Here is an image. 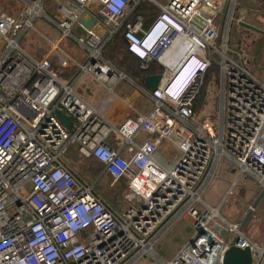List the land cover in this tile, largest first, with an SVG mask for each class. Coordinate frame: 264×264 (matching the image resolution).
<instances>
[{
    "label": "built area",
    "instance_id": "1",
    "mask_svg": "<svg viewBox=\"0 0 264 264\" xmlns=\"http://www.w3.org/2000/svg\"><path fill=\"white\" fill-rule=\"evenodd\" d=\"M20 1L17 13L0 6V264H138L143 257L221 264L235 238L238 248H250L253 264H264V245L239 232V224L224 221V230L216 222L219 207L200 198L221 157L237 179L250 177L264 188V81L227 40L238 0H49L56 21L43 12L45 0ZM143 1L157 10L147 26L141 15L131 20ZM39 16L55 24L60 40L35 58L19 42ZM82 18L94 24L87 28ZM121 30L142 69L157 62L166 81L150 91L149 114L114 128L73 86L87 74L112 93L126 79L103 56ZM63 39L84 51L82 62L57 52ZM53 58L64 70L75 66L69 81ZM212 66L220 79V114L198 123L193 101ZM58 112L71 117L72 131ZM141 134L149 138L138 143ZM113 135L122 148L110 145ZM159 142L178 151L169 166L157 158ZM72 147L79 158L101 164L113 183L126 181L122 212L73 168L67 158ZM184 216L191 220L190 240L172 259L158 258L157 238Z\"/></svg>",
    "mask_w": 264,
    "mask_h": 264
},
{
    "label": "rangeland",
    "instance_id": "2",
    "mask_svg": "<svg viewBox=\"0 0 264 264\" xmlns=\"http://www.w3.org/2000/svg\"><path fill=\"white\" fill-rule=\"evenodd\" d=\"M233 3V2H232ZM235 3V7L236 4ZM145 1L142 2V6L145 5ZM231 5V2H230ZM0 6L5 9L8 13H17L24 6L20 0H0ZM52 3H45V13L50 16L55 21L57 20V16L54 14L52 8ZM237 11V8L234 9V13ZM233 19L229 23V31H235L237 26L236 20L238 19L236 15L233 14ZM226 20V19H225ZM225 24V21H224ZM228 31L227 40L229 47L233 45V39L231 33ZM232 31V32H233ZM235 39L240 38L234 36ZM57 39L60 40V32L56 28L55 24L48 21L46 17L39 16L34 19L33 27L25 34V36L20 40L19 46L25 51L29 52L33 55H42V49L48 47L49 40ZM51 45V44H50ZM2 44L0 43V52L2 51ZM118 46L117 48H119ZM68 48H72L76 53H79L80 56L85 57L84 51L80 50L76 43H74L71 39H63L58 46L57 52L61 55H68L66 50ZM234 48H236L234 46ZM122 49V47H121ZM237 49V48H236ZM239 50V49H238ZM114 51H117L116 49ZM240 53L243 55L244 60V52ZM42 53V54H40ZM84 59V58H83ZM115 61V60H114ZM113 62V61H112ZM245 62V60H244ZM114 63V62H113ZM115 64V63H114ZM116 65V64H115ZM117 66V65H116ZM119 71L125 72L122 69ZM250 70V66H248ZM73 76V75H72ZM260 78V77H259ZM65 81L68 78H62ZM84 77L81 76L80 79L74 84L73 89L79 98H81L86 103H92L94 98L99 97L100 99L104 92L98 93L96 92L95 87L99 86L98 84H87ZM264 79V78H260ZM126 84L125 82H123ZM207 90H206V98L205 104L203 108L196 113L195 121L200 123L205 117H210L212 120H217L220 114V79L214 74H211L207 80ZM89 87L90 91L88 93L87 88ZM100 87V86H99ZM116 91V90H115ZM103 100L107 98H112L113 93H107ZM92 95V96H91ZM56 117L61 125L67 130L72 131L73 129V120L70 116H68L65 112L56 113ZM164 143V142H163ZM162 151L160 148L158 149L159 159L166 165H170L174 158L178 155V151L175 147L170 145L168 142ZM75 150V149H74ZM72 150L70 155H68V160L74 169L78 172V174L84 178V180L88 182H94L97 177L100 176L99 181L95 182V189L99 192L109 203L116 206L121 210V207H125L127 202L125 201V195L128 193V190L121 183H113L112 180L102 172V165L99 164L93 158H79L77 155V151ZM232 164L225 157H221L218 160L217 166L214 170L213 177L209 180L206 187L204 188L202 194L200 195L201 201L207 202L212 206H220V216L223 218H217L216 222L220 223L224 230L227 229L226 222H234L238 221V224L244 217V214L247 212L254 199L258 195V193L262 190V187L258 185L252 178L250 177H241L237 179V173L227 172L225 171L227 167H231ZM101 179V180H100ZM237 180L236 187L232 188L230 194H228V190L231 187L232 182ZM232 194V195H231ZM259 204L251 213L249 220L247 222V229L245 227L244 235L253 243H264V210L258 209ZM238 217V218H237ZM233 238V236L231 235ZM151 260H156L154 257H146Z\"/></svg>",
    "mask_w": 264,
    "mask_h": 264
},
{
    "label": "crops",
    "instance_id": "3",
    "mask_svg": "<svg viewBox=\"0 0 264 264\" xmlns=\"http://www.w3.org/2000/svg\"><path fill=\"white\" fill-rule=\"evenodd\" d=\"M47 2H49L50 4L52 3L49 0L44 1L43 6H42L44 13H45V3H47ZM237 2L238 3L236 4V7H235V8H237V11L234 13V15H236V17L238 18L236 20L237 26H238V28H236V31H237L238 36H240V38H237V39L232 38L234 40L233 45L237 48V50L238 49L241 51L243 50L242 53L244 52L243 54H244V60H245L246 67L248 68V66H250V68L252 70H250L249 68L248 69L251 72L253 71L255 73L254 74L252 72L254 75H256L260 78H264V34H260L258 32L249 30L243 26H240V24H239L240 22L248 24V25H250V26H252V27H254V28H256V29H258L264 33V0H238ZM53 7L54 6L52 4V8ZM52 10H53L54 14L57 16L56 19L59 20V16L56 13L55 9H52ZM135 17L134 16L131 17V20H133ZM150 21H151V18H149V17L144 18V21H143L144 26H147L150 23ZM56 40L57 39L49 40L50 42H49L48 47L46 46L45 50H44V48L42 49L43 54L40 53L42 55L36 56V55L30 54L29 52H27V53L30 54L31 56L35 57V58H41L42 56H44L49 51L50 44H52ZM234 46H231V48H234ZM66 53L68 54L67 55L68 57L76 60L77 63H80L83 61L84 55H83V57L80 56L79 53H76L72 48L71 49L68 48L66 50ZM134 59H136V58L130 54L128 64L132 66V63H134ZM53 66L58 71L61 78L66 77V78H68L67 80L71 79L72 75H74L76 73L75 66H72V68L69 67L66 70L62 69L59 66L56 58H53ZM126 66H127V63H126ZM139 68L142 69L140 61H139ZM148 68H151L152 72L146 73L144 75V77L146 75H150V74H162V72H163V68L157 62H151L149 64ZM142 70H144V69H142ZM124 74L126 76V79L119 81L113 87L112 93L114 95L110 99L107 98L105 100V102H103V100L106 96H108L107 93H109L107 87L104 86L103 84H100V83L94 81L93 78L87 74L81 75L84 77L83 80H85V83L91 84V85H93L95 83V84H98L100 86V87L99 86L95 87L96 92L101 93V92H104V89H105L106 94H103V96L100 99H98L99 97H97V98L93 99L92 103H86V102L85 103L91 107H94L96 109V111L109 124H111L114 128H118L120 126V124L125 119H129V118L135 119L139 115L149 114L153 108V100L149 96V93L151 90H149L143 86L144 77L141 78V74H139L137 72L130 74L129 72L125 71ZM80 77L78 78V80L80 79ZM165 81H166V76L162 75V80H161L160 85L164 84ZM263 81H264V79H263ZM123 82H125L126 84H124ZM87 91L89 93V91H90L89 87L87 88ZM147 138H149L148 135L141 134L137 138V141H138V143H142ZM109 143L115 149L122 148V141L118 140L115 135L111 136ZM163 144L165 145L166 143L159 142V148L161 151L163 149H165L164 148L165 146H163ZM72 150L76 151V147L70 148L68 155L73 153V152H71ZM68 155H67V158H68ZM157 158H158V160H160L159 159V153L157 155ZM166 166H169V165H166ZM225 171L231 172V173L236 172L234 170L233 166L227 167ZM102 172H104V171L102 170ZM104 174H106V173L104 172ZM106 175L108 176V174H106ZM99 178H100V176L97 177L95 179V181L91 182V183H95V182H97V180L99 181ZM122 185L125 186V188H126V181L125 180H121V187H122ZM228 192H229V190H228ZM204 203L210 207H213V208L219 207V215H220V206H212V205L208 204L207 202H204ZM109 204L121 212L126 208V206L121 207V210H120L116 206H114L113 204H111V203H109ZM258 204H259L258 209L261 208V210H264V196L259 200ZM245 214H244V216H245ZM220 218H222V217L220 216ZM242 220H241V222H242ZM248 221H250V220L248 219L247 222ZM247 222H246V224H247ZM229 223L238 224V221L235 220L234 222H229ZM240 223H239V225H240ZM246 224L244 226L243 233H244L245 227L247 226ZM246 229H247V227H246ZM192 234H193V229H192V225H191V220L187 216H184V217H181V218L175 220L169 226V228H167L157 238V241L153 247L155 255L158 258L163 259V260L172 259L174 257V255L179 251V249L190 240ZM258 245H264V243H261ZM138 264H160V261L157 259L151 260L150 258L143 257V258H140L138 260Z\"/></svg>",
    "mask_w": 264,
    "mask_h": 264
},
{
    "label": "trees",
    "instance_id": "4",
    "mask_svg": "<svg viewBox=\"0 0 264 264\" xmlns=\"http://www.w3.org/2000/svg\"><path fill=\"white\" fill-rule=\"evenodd\" d=\"M145 3L146 4L142 6V2H141L140 6L133 13L134 17L137 15H141L143 16V18H147V17L152 18L156 14V11H157L156 8L148 2H145ZM232 31H229L231 33L232 38H234V36L237 37V31L236 30L233 32ZM118 46L120 47L117 48ZM115 49L117 51H114ZM103 56L110 63H112L115 67H118L120 70L122 69L123 71L129 72L130 74L137 72L141 74V78H143L146 73L152 72L151 68H147L146 70L140 69L138 59H134V63H132V66L128 64L130 54L126 50V42L124 40L122 30L104 47ZM126 63H127V66H126ZM211 74H214L215 76L218 75V68L216 66L210 67L208 71L206 72L203 85L197 97L193 101V111L195 113H198L205 104L206 90H207L206 80Z\"/></svg>",
    "mask_w": 264,
    "mask_h": 264
},
{
    "label": "water",
    "instance_id": "5",
    "mask_svg": "<svg viewBox=\"0 0 264 264\" xmlns=\"http://www.w3.org/2000/svg\"><path fill=\"white\" fill-rule=\"evenodd\" d=\"M81 23L89 28L91 27L94 22L91 20H85L84 18L81 19ZM240 26H243L249 30L258 32L260 34H264L262 31L248 25L245 23L240 22ZM77 33L84 34L83 30L81 28H77ZM162 80L161 74H150L146 75L143 79V86L151 91H155L160 86ZM264 196V188L260 191L256 199L253 201L251 206L249 207L248 211L246 212L242 222L239 225V232H242L244 229V226L249 219L251 213L254 211L255 207L257 206L259 200ZM238 241L237 238L233 239L229 245L225 253L223 254V258L221 261V264H253V258L249 247L246 248H238L235 244ZM193 243V240L191 241ZM264 253V251H263Z\"/></svg>",
    "mask_w": 264,
    "mask_h": 264
}]
</instances>
